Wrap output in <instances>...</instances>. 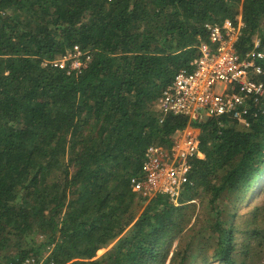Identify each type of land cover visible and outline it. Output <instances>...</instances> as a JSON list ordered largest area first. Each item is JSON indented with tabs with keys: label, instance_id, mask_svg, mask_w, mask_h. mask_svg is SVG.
Returning <instances> with one entry per match:
<instances>
[{
	"label": "trees",
	"instance_id": "trees-1",
	"mask_svg": "<svg viewBox=\"0 0 264 264\" xmlns=\"http://www.w3.org/2000/svg\"><path fill=\"white\" fill-rule=\"evenodd\" d=\"M240 18L238 50L264 47V0H0V264H264V210L239 219L264 175V95L247 127L157 106L208 25ZM75 45L82 72L51 63ZM189 124L204 157L178 204L147 202L146 149Z\"/></svg>",
	"mask_w": 264,
	"mask_h": 264
},
{
	"label": "built area",
	"instance_id": "built-area-1",
	"mask_svg": "<svg viewBox=\"0 0 264 264\" xmlns=\"http://www.w3.org/2000/svg\"><path fill=\"white\" fill-rule=\"evenodd\" d=\"M239 20L234 23L227 19L223 25H208L210 42L200 45L201 53L192 62L193 68L180 69L159 96L157 106L161 120L170 114L185 115L190 121L229 115L249 126V115L264 95V47L257 38L245 53L238 50L243 27L241 18ZM90 59L80 45H75L51 63L67 73L82 72ZM196 129L189 124L178 130L170 148L151 144L146 149L142 174L132 178V185L147 202L159 194H167L171 201L179 203L181 192L190 181L191 159L204 157L200 131ZM49 254L50 251L45 258ZM45 263L44 258L30 256L20 264ZM48 264L57 263L50 260Z\"/></svg>",
	"mask_w": 264,
	"mask_h": 264
},
{
	"label": "rangeland",
	"instance_id": "rangeland-1",
	"mask_svg": "<svg viewBox=\"0 0 264 264\" xmlns=\"http://www.w3.org/2000/svg\"><path fill=\"white\" fill-rule=\"evenodd\" d=\"M196 130L200 131L199 129H196ZM199 200L200 199H197L195 200V202L200 205L201 202ZM248 201H249L248 204L243 205L239 209V213H240L239 219L240 220L246 218L250 214V212L254 209V207H259L261 208V210L262 209L264 210V175L256 182V185L254 189L251 191ZM105 251L106 249H101L100 251H98V255H101Z\"/></svg>",
	"mask_w": 264,
	"mask_h": 264
}]
</instances>
